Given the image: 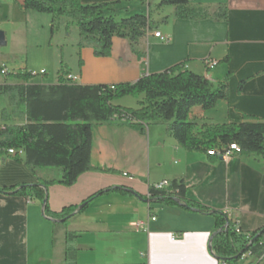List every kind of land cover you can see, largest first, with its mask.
I'll list each match as a JSON object with an SVG mask.
<instances>
[{
	"label": "crops",
	"instance_id": "crops-1",
	"mask_svg": "<svg viewBox=\"0 0 264 264\" xmlns=\"http://www.w3.org/2000/svg\"><path fill=\"white\" fill-rule=\"evenodd\" d=\"M81 1L118 3L108 13L120 17L151 11L156 28L135 45L127 38L114 37L108 57L96 56L91 44L78 47L69 70L77 76V83H132L145 74L185 63V69L205 76L214 87L228 85V98L216 107L206 111L195 108L193 119L198 126L264 121V0H192V5H201L211 13L222 6L228 9L226 19L196 20L177 18L174 6L157 9L161 0ZM35 12L22 9L17 0H0V30L6 37L10 33L14 46L18 36H28L34 19L42 29L51 25L50 15ZM155 32L168 41L156 37ZM207 59L217 61V66L209 69ZM0 64L8 73L18 72L8 53L0 51ZM17 67L32 72L40 68L41 76H50L31 62ZM58 71H53V80L44 83L37 82L38 73L33 72L32 81L55 84ZM2 76L0 84L5 82ZM127 97L117 104L139 107L140 99L130 104L123 101ZM92 165L95 170L84 173L71 186H49L48 206L53 212L78 207L66 226L55 227L37 199L14 193V189L57 179L61 171H33L22 157H0V189H5L0 191V264H56L60 243L64 255L67 231L78 233L79 264H224L210 250L216 222L213 215L149 201L150 186L165 180L183 179L188 199L211 209L231 210L244 233L264 227V158L259 155L210 157L206 152L185 149L163 123L140 129L112 120L93 127ZM122 187L135 194L115 190L79 208L103 190ZM152 214L155 221L150 219ZM140 222L147 223L148 230L135 226Z\"/></svg>",
	"mask_w": 264,
	"mask_h": 264
},
{
	"label": "trees",
	"instance_id": "trees-1",
	"mask_svg": "<svg viewBox=\"0 0 264 264\" xmlns=\"http://www.w3.org/2000/svg\"><path fill=\"white\" fill-rule=\"evenodd\" d=\"M17 2L24 10L50 14L52 33L63 17L76 22L81 39L78 47L91 44L99 57L111 55L114 37L127 38L135 45L156 28L151 11L127 17L108 13L118 3L84 4L81 0ZM191 2L161 0L156 8L174 6L175 16L188 20L227 18L226 6L211 13L207 8L192 5ZM227 60L228 57L224 59ZM69 74V69L63 66L58 71L57 83L46 85L34 83L32 80L36 75L24 69L4 75L5 82L0 84V98H6L8 104L0 109V157L7 155L9 149H23L22 161L33 171L39 168L61 171L57 179L45 180L42 184H23L14 189V193L37 199L44 207L45 215L54 220L55 227L66 226L78 207H66L60 212H53L48 206V188L53 184L71 186L81 175L95 170L92 165L94 125L117 120L144 129V125L163 123L178 143L189 151L207 153L236 143L242 155L256 154L264 158V121L246 119L241 123H205L201 126L194 122L195 108L210 110L228 98V85L223 83L214 87L205 76L185 69V63L162 72L145 74L136 82L121 83L114 87L104 84L81 85L68 79ZM127 96L140 99L139 107L117 104L118 100ZM115 190L134 193L123 187L109 188L83 204L86 207L99 195ZM187 192L183 179L173 180L169 187L151 185L148 198L151 203L178 204L213 215L216 222L210 250L224 264H243L241 257L248 251L257 257L264 253V227L247 239L236 233L225 211L192 201L188 199ZM77 237L75 231L66 232L63 264H79Z\"/></svg>",
	"mask_w": 264,
	"mask_h": 264
},
{
	"label": "rangeland",
	"instance_id": "rangeland-1",
	"mask_svg": "<svg viewBox=\"0 0 264 264\" xmlns=\"http://www.w3.org/2000/svg\"><path fill=\"white\" fill-rule=\"evenodd\" d=\"M50 17L52 19L51 15ZM69 22L71 23L70 25H68ZM52 24L51 22L49 28L42 29V25L34 19L29 24L28 36L26 38L18 36L14 46L9 33L8 37H6V46H3L0 50L10 54L12 64L14 62L19 66H24V64L31 62L34 67L42 66L50 76L47 79L44 75L41 76L40 68L36 69V71L33 68V72L38 73L37 82H50L53 80V76L57 70L63 66L69 70L73 69L71 62L75 60L78 53L77 44L80 41V34L76 22L63 17L58 21L56 27H54L53 33ZM17 65L13 68L19 72L21 69ZM2 80L3 76L0 73V82ZM134 99L135 97L129 96L123 101H129L131 104L135 102ZM6 106H8L6 98H0V109ZM63 246L62 243L59 244L60 254H57L56 264H63Z\"/></svg>",
	"mask_w": 264,
	"mask_h": 264
},
{
	"label": "built area",
	"instance_id": "built-area-1",
	"mask_svg": "<svg viewBox=\"0 0 264 264\" xmlns=\"http://www.w3.org/2000/svg\"><path fill=\"white\" fill-rule=\"evenodd\" d=\"M154 35L163 41H168V38L163 36L161 34V32H155ZM206 64H207V67L209 69H212L215 66H217L218 62L215 60H212V59H207ZM0 73L2 75L8 74L6 67L4 65H1V64H0ZM42 73H44V72H42ZM67 78L70 79L72 82H76L78 79L77 76H73L71 74H69ZM112 87H114V85H112ZM241 152H242L241 148H238L235 146H229V147H222L220 149L209 150L207 152V154L209 156L221 157L223 159H230L231 157H233L236 154H241ZM8 155L14 156V157H23L24 156V150L23 149H16V148L9 149ZM170 184H171L170 181L165 180L163 182L155 184L154 186L157 188H163V187H169ZM225 212L227 213L229 218L232 220L233 228L236 231V233L240 234V235H244L247 239H249L251 237L252 233H244L243 232V230L241 229L240 224H239V219L233 215V212L231 210H226ZM150 219L152 221H155L157 219L156 215L152 214ZM146 224L147 223H145V222H140V223L136 224L135 226H137L138 228L140 227V228H143L145 230H148L146 227ZM263 258H264V253L257 257V256H254L250 251H248L242 255L241 262L243 264H263Z\"/></svg>",
	"mask_w": 264,
	"mask_h": 264
},
{
	"label": "water",
	"instance_id": "water-1",
	"mask_svg": "<svg viewBox=\"0 0 264 264\" xmlns=\"http://www.w3.org/2000/svg\"><path fill=\"white\" fill-rule=\"evenodd\" d=\"M6 44H7V41H6L5 33L4 31L0 30V49L1 47L6 46ZM84 207H85V204H82L79 208L83 209ZM213 238H214V234L210 238V243L212 242Z\"/></svg>",
	"mask_w": 264,
	"mask_h": 264
},
{
	"label": "bare ground",
	"instance_id": "bare-ground-1",
	"mask_svg": "<svg viewBox=\"0 0 264 264\" xmlns=\"http://www.w3.org/2000/svg\"><path fill=\"white\" fill-rule=\"evenodd\" d=\"M230 146H235V147H238V148H240V147H239V145H238V144H236V143H232Z\"/></svg>",
	"mask_w": 264,
	"mask_h": 264
}]
</instances>
